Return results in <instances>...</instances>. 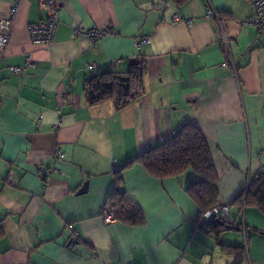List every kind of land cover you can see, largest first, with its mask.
Wrapping results in <instances>:
<instances>
[{
    "label": "crops",
    "instance_id": "crops-1",
    "mask_svg": "<svg viewBox=\"0 0 264 264\" xmlns=\"http://www.w3.org/2000/svg\"><path fill=\"white\" fill-rule=\"evenodd\" d=\"M55 1L51 44H32L28 27L45 12L24 0L0 58V264H235L221 245L245 247L242 264H264L257 208L231 205L228 222L247 233L215 238L186 193L194 174L157 180L136 163L125 168L188 124L205 138L220 204L264 175V32L243 24L256 0ZM10 6L0 0V19ZM209 7L227 18L236 72L222 67L215 27L204 18ZM75 29L114 33L94 47ZM138 64L144 92L134 103L121 111L88 104L86 81ZM121 169L120 189L141 211L140 225L103 220ZM9 172L13 186L2 183Z\"/></svg>",
    "mask_w": 264,
    "mask_h": 264
},
{
    "label": "trees",
    "instance_id": "trees-1",
    "mask_svg": "<svg viewBox=\"0 0 264 264\" xmlns=\"http://www.w3.org/2000/svg\"><path fill=\"white\" fill-rule=\"evenodd\" d=\"M182 3L187 0H177ZM214 10V9H213ZM218 15L227 18L218 11ZM264 32V31H262ZM143 64L131 66L129 71L122 73L99 74L85 82L84 95L90 106H99L106 102L115 105L121 111L143 95ZM141 166L151 177L157 180L178 178L185 173H192L196 180L186 187L188 197L197 205L199 219L209 210L220 205L217 191L218 179L209 154L204 136L196 127L184 125L170 140L161 142L155 147L145 149L132 163ZM124 168V169H125ZM117 172V171H116ZM123 169L116 173L117 189L109 201V211L114 220L130 225L143 223V215L138 207L126 200L125 193L120 189ZM237 206L240 212L250 207L264 213V175L248 182V187L235 197L229 206ZM202 228L217 238L224 231H238L246 235L247 228L242 222H221L215 219L205 220ZM221 251L235 257V264H242L246 259L245 247H225Z\"/></svg>",
    "mask_w": 264,
    "mask_h": 264
},
{
    "label": "built area",
    "instance_id": "built-area-1",
    "mask_svg": "<svg viewBox=\"0 0 264 264\" xmlns=\"http://www.w3.org/2000/svg\"><path fill=\"white\" fill-rule=\"evenodd\" d=\"M11 6L9 8L8 17L5 19H0V58L3 55L5 48L8 46L10 41V32L12 28V22L15 18L21 3L24 0H9ZM38 2L40 8L45 12V18L38 24L32 25L28 27V34L32 44L34 45H49L53 41L54 32L56 29V25L58 22V4L55 0H35ZM205 20L211 23L216 30L217 41L219 42L223 55L224 61L222 63V67H230L233 71L236 72V68L232 62L231 56V43L228 29L226 27V19L218 15L213 8L209 7L204 16ZM182 18L179 15H174L173 21L174 23L182 22ZM185 23L188 26H191L193 21L187 20ZM244 25L253 26L260 31H264V0H256L253 2L251 11L249 16L243 22ZM75 34H83L85 37L89 38L93 46L95 47L98 40L106 35H111L114 32L106 29L103 31L92 30L90 32L85 33L81 29H75ZM148 38H142L140 42H148ZM140 42H137V46H139ZM25 67H31V61L29 56L26 58ZM90 69L95 68V66H89ZM12 72L19 73L20 68H12ZM65 98H68L65 96ZM164 142V141H162ZM144 149H140L138 155H142L144 153ZM60 153L56 154V159L60 158ZM45 177L49 176V172L43 171L42 173ZM2 183L5 186H13L14 185V174L9 172L5 179L2 180ZM248 184L245 187L247 189ZM230 206L228 204H220L215 206L211 210L207 212L204 216L206 220H217L221 222H228ZM103 220L106 223H110L114 221L113 215L111 213H106L103 216ZM77 237V235H76ZM74 236L73 239L76 240Z\"/></svg>",
    "mask_w": 264,
    "mask_h": 264
},
{
    "label": "water",
    "instance_id": "water-1",
    "mask_svg": "<svg viewBox=\"0 0 264 264\" xmlns=\"http://www.w3.org/2000/svg\"><path fill=\"white\" fill-rule=\"evenodd\" d=\"M87 190V183H85L82 188L79 190L78 194H83L85 193Z\"/></svg>",
    "mask_w": 264,
    "mask_h": 264
},
{
    "label": "rangeland",
    "instance_id": "rangeland-1",
    "mask_svg": "<svg viewBox=\"0 0 264 264\" xmlns=\"http://www.w3.org/2000/svg\"><path fill=\"white\" fill-rule=\"evenodd\" d=\"M244 218H245V216H244ZM240 219H241V221H242L243 217L241 216V218H240Z\"/></svg>",
    "mask_w": 264,
    "mask_h": 264
}]
</instances>
